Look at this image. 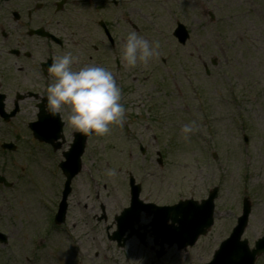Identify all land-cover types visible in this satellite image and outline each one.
I'll return each mask as SVG.
<instances>
[{
    "label": "rangeland",
    "instance_id": "374dc122",
    "mask_svg": "<svg viewBox=\"0 0 264 264\" xmlns=\"http://www.w3.org/2000/svg\"><path fill=\"white\" fill-rule=\"evenodd\" d=\"M117 1L71 0L76 4L68 5L66 23L87 25L102 39L96 21L103 19L123 56L120 40L132 31L129 18L156 45V54L135 67H125L123 58L117 83L127 88V117L87 141L61 225L52 221L64 181L56 164L61 151L30 134L10 140L0 125V145L17 146L12 152L0 148V175L12 183H0V231L7 236L0 242V264H201L231 231L244 195L251 212L242 238L252 247L264 235V0ZM27 2L0 1V20L1 13L11 19L9 10ZM176 21L190 31L185 44L172 34ZM191 121L196 130L185 140L181 129ZM69 140L68 133L66 147ZM108 169L116 175H107ZM125 170L143 181L141 197L155 202L201 199L218 186L214 224L187 257L167 249L154 260L148 234L143 245L134 236L123 247L107 239L115 229L113 214L126 205ZM100 201L107 219L97 222ZM148 221L141 216V225ZM255 264H264V253Z\"/></svg>",
    "mask_w": 264,
    "mask_h": 264
},
{
    "label": "flooded vegetation",
    "instance_id": "af4514ba",
    "mask_svg": "<svg viewBox=\"0 0 264 264\" xmlns=\"http://www.w3.org/2000/svg\"><path fill=\"white\" fill-rule=\"evenodd\" d=\"M58 1L40 0L32 6L24 5L22 11L18 10L17 19L12 18L14 11H10L12 20L5 16L1 22L0 96L3 114L0 113V123L9 126L8 133L13 138L31 134L29 123L39 115L52 123L58 118L62 123L61 133L66 138L68 109L51 116L43 102L46 88L53 82L47 69L54 57L71 52L77 57L74 68L88 64L102 66L116 79L119 60L113 56L114 46L105 49L102 40L96 42V30L87 29L86 25L83 28L79 25L77 29V24H67V0L61 5L57 4ZM127 22L132 29L135 28L128 18ZM129 103L125 101L123 105ZM101 206L99 203V209Z\"/></svg>",
    "mask_w": 264,
    "mask_h": 264
},
{
    "label": "clouds",
    "instance_id": "9594fccd",
    "mask_svg": "<svg viewBox=\"0 0 264 264\" xmlns=\"http://www.w3.org/2000/svg\"><path fill=\"white\" fill-rule=\"evenodd\" d=\"M125 67H135L138 61L147 62L156 54V45L136 31L128 33L122 49ZM77 61L71 52L54 57L47 71L53 82L46 88L43 102L46 111L56 116L68 109L69 127L84 135L104 136L110 132L111 124H121L125 108L121 103V89L113 73L102 66L88 64L74 68ZM196 122L183 126L185 140L195 132ZM107 175H116L115 169L106 170Z\"/></svg>",
    "mask_w": 264,
    "mask_h": 264
},
{
    "label": "water",
    "instance_id": "95a60500",
    "mask_svg": "<svg viewBox=\"0 0 264 264\" xmlns=\"http://www.w3.org/2000/svg\"><path fill=\"white\" fill-rule=\"evenodd\" d=\"M174 34L179 37L180 42H184L188 37L186 30L183 25L178 23V27ZM79 151H70V153H64L65 157L76 156L78 157ZM79 166V164H78ZM77 166V170H78ZM74 171V170H73ZM72 171V172H73ZM64 172L66 174V167L64 166ZM71 172V174H72ZM71 175L67 178L65 182L68 184ZM67 190L65 188L63 192V201L60 203V207L55 216L56 222H62L64 220L66 204L64 203ZM136 192L134 194V200L132 202V209L127 210L121 218H126L131 216L134 212L132 218L134 219L128 221V227H133V222L138 221V213L141 209L154 210L155 218L158 224L153 223L154 231L158 236H161L168 243L180 237L182 239L180 246H185L186 244H192L196 237L200 233H205L207 228L212 224V206L213 198L216 196V188L209 192V196L201 204L192 201H182L171 207L157 208L153 205H142L135 198ZM204 209V215L201 218V214ZM184 212V214H181ZM249 212V201L246 197L243 199V212L238 218L237 225L233 228L230 236L224 240L219 249L215 252L214 257L211 262L207 264H253L256 256L264 251V236L255 242V248L249 249L247 246V241L240 240V236L243 232L244 226L246 225L247 215ZM128 213V216L126 214ZM168 218L175 222H179L178 227H173L169 229L162 224ZM120 225V223H119ZM127 226H123V229ZM122 232V231H120ZM137 232V230L135 231ZM120 233H115L112 238H119ZM121 235V234H120ZM5 236L0 233V240L4 239Z\"/></svg>",
    "mask_w": 264,
    "mask_h": 264
}]
</instances>
